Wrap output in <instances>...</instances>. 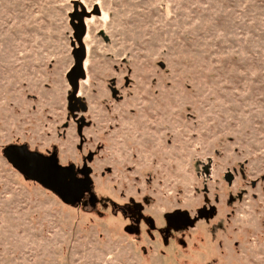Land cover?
I'll return each instance as SVG.
<instances>
[{
    "label": "rangeland",
    "instance_id": "374dc122",
    "mask_svg": "<svg viewBox=\"0 0 264 264\" xmlns=\"http://www.w3.org/2000/svg\"><path fill=\"white\" fill-rule=\"evenodd\" d=\"M75 1L100 11L69 111ZM25 141L93 151L98 204L18 172L2 150ZM177 197L195 222L169 228ZM0 264H264V0H0Z\"/></svg>",
    "mask_w": 264,
    "mask_h": 264
},
{
    "label": "snow or ice",
    "instance_id": "6c2138e0",
    "mask_svg": "<svg viewBox=\"0 0 264 264\" xmlns=\"http://www.w3.org/2000/svg\"><path fill=\"white\" fill-rule=\"evenodd\" d=\"M71 87V86H70ZM73 95L75 93H72ZM83 134L81 133V136ZM84 143V140L78 139L76 142V147L79 149ZM14 147L8 149V158L16 165L18 169L25 176H33L44 184L48 189L57 193L63 201L69 204H75L78 201H91L95 202L96 194L93 190V181L89 176L91 168L86 165L83 161L91 160L92 155L85 150L82 155L81 163L77 165L73 160L68 159L66 161H61L57 156L56 152L53 151L51 155L47 153V149L41 151L39 149H30L27 142H22L19 145L10 144ZM9 146V145H8ZM103 145H101L102 147ZM5 152V149H4ZM108 171H111L109 168ZM203 188V200H207V186L202 185ZM120 195L123 196L124 192L121 190ZM218 200L219 197L217 196ZM103 203V201H101ZM142 203L136 202L133 197L129 194V203L121 209V211L128 216L130 219L127 223L134 225L129 231L139 232V222L142 214ZM201 202L200 214L205 215L203 211ZM192 205L179 203V197H177V206L174 208H164L162 213L166 219L167 227L169 228H182L186 224H192L195 222L194 219H189V211ZM168 214L167 217L165 214ZM143 215L148 216L149 213H143ZM211 215V213H207ZM160 228L161 225L154 223V219H149L148 224L144 227L148 229V226ZM149 235L152 233L149 231ZM165 244L167 243V238H165ZM180 243H184L181 238Z\"/></svg>",
    "mask_w": 264,
    "mask_h": 264
},
{
    "label": "water",
    "instance_id": "95a60500",
    "mask_svg": "<svg viewBox=\"0 0 264 264\" xmlns=\"http://www.w3.org/2000/svg\"><path fill=\"white\" fill-rule=\"evenodd\" d=\"M73 10L72 12H70L69 14V24L70 27L73 30V38L74 41L72 42V56H73V65L68 69V72L66 73V79L67 82L69 83V85L71 86V91L68 95V104H69V110H76L78 109L77 104H79V107L84 110L85 109V105H83V103L81 102V100L77 97V92H78V86H79V80L85 77V72H84V66H83V62L85 59V46L83 43V37L85 35L86 32V24H85V18L90 16L91 13L92 14H98L99 9L97 6H94V8L91 10V13L87 12V9L85 8L84 5H82L80 2L75 1L73 4ZM72 93H75L74 95ZM14 147L12 145H7L3 148L2 152L6 158V160L12 164L16 170L18 172H20L24 177H26L29 180H32L38 184H40L42 187L48 189L44 184H42L39 180H37L35 177L33 176H25L24 173H22L20 171V169H18L16 167L15 164H13V162L8 158L7 154H8V149ZM5 149V152H4ZM51 155V154H50ZM92 155V154H91ZM226 178L228 181H230L232 179V176L229 174H226ZM50 191H52L51 189H48ZM53 192V191H52ZM55 193V192H54ZM57 196L58 194L55 193ZM58 198L65 204L68 205H73V204H69L65 201L62 200V198H60L58 196ZM96 201V199H95ZM93 203V202H92Z\"/></svg>",
    "mask_w": 264,
    "mask_h": 264
},
{
    "label": "flooded vegetation",
    "instance_id": "af4514ba",
    "mask_svg": "<svg viewBox=\"0 0 264 264\" xmlns=\"http://www.w3.org/2000/svg\"><path fill=\"white\" fill-rule=\"evenodd\" d=\"M82 102V101H81ZM83 103V102H82ZM83 105H85L84 103H83ZM67 106H68V109H69V104H68V98H67ZM77 106H78V109H76V110H72V111H77V110H82L80 107H79V104H77ZM86 107V106H85ZM70 111V110H69ZM8 145H10V144H8ZM17 145H19V144H17ZM30 148V147H29ZM31 149V148H30ZM53 151H55L56 152V154H57V156H58V153H57V151L54 149V148H52L50 151L48 150L47 151V153L50 155ZM88 153L89 154H92V159L91 160H84L83 162L86 164V165H90V163L93 161V159H94V157H95V153L93 152V151H88ZM81 163V160H80V162H79V164ZM79 164H77V165H79ZM90 167V166H89ZM91 168V167H90ZM89 176H90V178H91V176H92V168H91V172L89 173ZM92 179V178H91ZM227 179V178H226ZM93 181V180H92ZM79 202V201H78ZM85 202H87L88 204H90V207H95L96 206V204H98L97 202H98V198H97V196H96V201L94 202V203H92L91 201H85ZM204 211V210H203ZM205 213V212H204Z\"/></svg>",
    "mask_w": 264,
    "mask_h": 264
},
{
    "label": "bare ground",
    "instance_id": "6f19581e",
    "mask_svg": "<svg viewBox=\"0 0 264 264\" xmlns=\"http://www.w3.org/2000/svg\"><path fill=\"white\" fill-rule=\"evenodd\" d=\"M98 9H99V8H98ZM91 10H92V9H91ZM91 10H87V12H88V13H91ZM99 11H100V10H99ZM92 15H93V14L91 13V15L88 16V17H86V18H90ZM86 18H85V19H86Z\"/></svg>",
    "mask_w": 264,
    "mask_h": 264
}]
</instances>
